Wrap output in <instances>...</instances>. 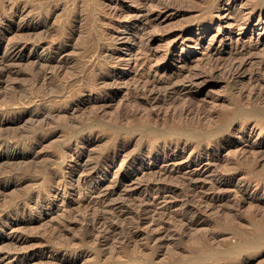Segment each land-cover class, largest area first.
Segmentation results:
<instances>
[{"label": "rangeland", "instance_id": "rangeland-1", "mask_svg": "<svg viewBox=\"0 0 264 264\" xmlns=\"http://www.w3.org/2000/svg\"><path fill=\"white\" fill-rule=\"evenodd\" d=\"M262 67L264 0H0V264H264Z\"/></svg>", "mask_w": 264, "mask_h": 264}, {"label": "bare ground", "instance_id": "bare-ground-1", "mask_svg": "<svg viewBox=\"0 0 264 264\" xmlns=\"http://www.w3.org/2000/svg\"><path fill=\"white\" fill-rule=\"evenodd\" d=\"M45 9V8H44ZM43 12H44V10H43ZM42 14V13H41ZM44 14V13H43ZM34 29H40V27L38 26L37 28H34ZM42 30V29H41ZM40 30V31H41ZM38 32V31H37ZM41 40V39H40ZM39 40V41H40ZM44 42V41H43ZM41 43V42H40ZM237 55V54H236ZM244 55V54H243ZM239 55H237L236 57H238ZM234 57V56H233ZM234 58V61H236V59L237 58ZM242 57V56H241ZM241 57H239V58H241ZM245 57V56H244ZM243 57V58H244ZM242 58V59H243ZM215 59V58H214ZM216 60V59H215ZM232 60V59H231ZM246 60V59H245ZM213 61V59L211 60V62ZM233 61V60H232ZM243 61V60H242ZM242 61H241V63H242ZM210 62V61H209ZM220 62V61H219ZM219 62H216V61H214L213 63H211L210 65V67H211V70H215L216 68H218L219 67V65H221V64H219ZM244 62V61H243ZM247 62H249V61H247ZM230 63H231V61H230ZM241 63H239V65H237V63H231L230 65H228L229 67L226 69V67H225V75H226V77H233L234 75H236V74H238V72H239V69H240V64ZM251 63V62H250ZM40 64H41V62H40ZM48 64V63H47ZM53 63H51L50 65H46L47 67H50L51 65H52ZM259 64V63H258ZM42 66H44V64H41ZM40 65V66H41ZM226 65V64H225ZM38 66H39V63H38ZM222 66V65H221ZM243 66V65H242ZM258 66H260V65H258ZM44 68V67H43ZM258 68V67H257ZM39 69H41V68H39ZM38 69V71H40V74H38V79H40V80H42L43 78H45V76L47 75L46 74V72H41V70H39ZM262 69H263V71H264V67H262ZM261 69V70H262ZM48 70H50V68L48 69ZM209 70H210V68H209ZM258 70H259V72H260V69L258 68V69H256V71L258 72ZM255 71V70H254ZM253 72V71H252ZM258 72V73H259ZM209 73H210V71H209ZM255 73V72H254ZM263 73V72H262ZM261 73V74H262ZM220 74V73H219ZM260 74V73H259ZM239 75V74H238ZM252 76V75H251ZM250 76V77H251ZM254 76V75H253ZM263 76V75H262ZM225 77V76H224ZM256 77V76H255ZM259 77V76H258ZM253 78V77H252ZM261 78V77H260ZM107 79L108 78H106V76L104 75H99V76H97V81H98V83H105L106 81H107ZM250 79V78H249ZM254 79V78H253ZM44 80V79H43ZM42 80V81H43ZM255 80V79H254ZM96 81V82H97ZM251 81V80H250ZM39 82V81H38ZM258 82H260V81H258ZM256 84H258L257 82H256ZM54 85V84H53ZM52 84H51V86L49 87L50 89H51V91L52 92H54L55 90L53 89L55 86H53ZM263 86V85H262ZM261 86V87H262ZM42 89V88H41ZM257 89H259V87L257 88ZM255 91V90H254ZM263 91V90H262ZM262 91H261V93H262ZM41 92V91H40ZM48 92V91H47ZM50 92V91H49ZM48 92V93H49ZM251 92V91H250ZM259 92V91H258ZM247 94V93H246ZM250 94V93H249ZM251 94H252V92H251ZM49 95V94H48ZM255 95V94H254ZM257 95V94H256ZM260 95V94H259ZM259 95H257L256 96V98L257 99H260L261 101H263L264 100V95H263V97H262V95L261 96H259ZM113 96V95H112ZM250 96V95H249ZM244 98V97H243ZM249 98V97H248ZM252 98H254V96L252 97ZM255 99V98H254ZM249 100V99H248ZM252 100V99H251ZM125 102H126V100H124ZM124 101H123V103L122 104H124ZM260 101V102H261ZM253 103H254V105H256V103H257V100H255V101H253ZM259 103V102H258ZM263 104H264V102H263ZM262 105V104H261ZM258 106H260V105H258ZM262 106H264V105H262ZM252 107H254L253 105H252ZM119 108H120V105H119ZM123 108V107H122ZM125 108V107H124ZM123 108V109H124ZM261 108V107H260ZM260 108H252V109H250L249 110V112H248V115L250 116L249 118H252V119H255V120H257V119H260V118H262L263 117V109H261L260 110ZM185 109V108H184ZM187 109V108H186ZM188 111H189V108L187 109ZM200 110V109H199ZM263 110V111H262ZM186 111V110H185ZM185 111H179V112H177L176 111V116H179V117H183V115H185L186 113H185ZM203 111V110H202ZM248 111V110H247ZM53 112H59V110L58 109H55L54 111L53 110H51V109H46V107L45 108H41V110H39L38 111V116H45V115H52V113ZM173 112H175V111H173ZM246 112V111H245ZM191 113H192V111H191ZM197 113V112H196ZM244 113V112H243ZM54 114H56V113H54ZM53 114V115H54ZM119 114V113H118ZM174 114V113H173ZM174 115V116H175ZM187 115V114H186ZM204 116V115H203ZM206 116V115H205ZM211 116V115H210ZM52 117V116H51ZM54 117V116H53ZM247 117V116H246ZM205 118V117H204ZM53 119V118H52ZM251 119V120H252ZM203 120H205V119H203ZM253 121V120H252ZM260 121V120H259ZM263 121H264V119H263ZM262 121V123H263V125L261 124V127L264 129V122ZM256 123H257V121H256ZM218 126V125H217ZM258 126V125H257ZM223 127V126H222ZM215 129H216V127H215ZM214 129L212 128V131H213ZM217 130H220V127H219V129H217ZM212 133H214V132H212ZM215 133H216V131H215ZM82 164V163H81ZM80 166V165H79ZM81 167V166H80ZM81 169H82V167H81ZM132 223V222H131ZM183 226V225H182ZM185 228H186V226H185ZM192 228V227H191ZM187 229V228H186ZM126 230V229H125ZM184 230V229H183ZM115 231V230H114ZM165 231V230H164ZM123 232H126V231H123ZM184 232V231H183ZM125 234V233H124Z\"/></svg>", "mask_w": 264, "mask_h": 264}]
</instances>
